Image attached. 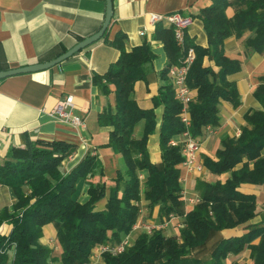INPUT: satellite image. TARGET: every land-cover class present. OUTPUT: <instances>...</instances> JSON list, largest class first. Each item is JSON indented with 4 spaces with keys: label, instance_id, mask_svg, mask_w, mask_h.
Here are the masks:
<instances>
[{
    "label": "trees",
    "instance_id": "16d2710c",
    "mask_svg": "<svg viewBox=\"0 0 264 264\" xmlns=\"http://www.w3.org/2000/svg\"><path fill=\"white\" fill-rule=\"evenodd\" d=\"M231 14H228V10ZM206 46L194 44L186 32L180 44L172 27L157 23L152 38L163 44L167 64L160 71L163 80L152 98V108L138 106L132 94L134 83L146 79L144 67L155 54L150 44L126 50V34L117 31L111 39H103L119 51L102 74L93 82L104 95L113 94L114 111L106 107L98 114V123L110 126L106 146L121 155L124 169L117 171L112 184L93 182L102 178L103 169L96 155H86L70 171L62 170L63 160L73 146L62 141L36 140L24 147H13L10 157L0 160V185L9 188L14 201L9 209L0 210V226L11 224L8 234L0 233V264H82L89 260L93 249L100 244L117 242L136 222L144 199L147 206H159V215L173 213L183 216V226L176 235L163 230L150 234L138 232L122 252L102 255L103 264H223L228 254H238L250 248V264H264V218L258 224L250 220L256 214L257 198L237 190L241 183L264 186V73L258 77L253 96L259 109L244 113L245 124L238 136H223L213 157L203 155L204 167L213 175L227 174L224 180H199L195 190L200 201L184 209L181 195L180 146L169 141L183 130L179 119L181 105L176 99L167 72L178 64L184 51L192 47L195 58L190 65L186 83L195 96L188 105L191 120L190 134L202 137L207 126L219 124L220 100L236 108L240 96L229 76L240 70V61L224 51L223 41L234 35L244 38L247 50L264 52V0H211L199 10ZM204 59L213 63L205 65ZM162 106L158 126L160 161L152 163L147 152L149 135L155 130V107ZM142 122L141 135L135 137L134 127ZM141 171L146 176L140 179ZM87 185L88 199L77 200L78 185ZM108 189L105 207L95 209V203ZM55 228L53 248L40 242L42 228ZM242 227V235L217 240L207 259L193 254L209 237L224 228ZM259 238L257 243H252Z\"/></svg>",
    "mask_w": 264,
    "mask_h": 264
},
{
    "label": "crops",
    "instance_id": "0c3cea01",
    "mask_svg": "<svg viewBox=\"0 0 264 264\" xmlns=\"http://www.w3.org/2000/svg\"><path fill=\"white\" fill-rule=\"evenodd\" d=\"M210 3L211 0H112V18L106 30L108 38L111 39L117 31H122L126 34V50L146 40L155 54L152 62L144 67L146 79L134 83L132 96L138 106L153 107L152 98L157 95L163 82L159 73L167 64L163 44L152 38L155 25L149 22L148 13L179 12L190 17L191 23L186 34L194 44L205 47L206 36L197 13ZM104 13L105 0H0V71L54 59L78 41L95 33L103 22ZM228 14H231L230 9ZM142 29L144 33L140 35L139 31ZM223 46L227 56L240 61V70L229 76L238 90L240 104L234 108L228 101L220 100L219 124L212 128L211 133L204 131L200 138L198 158L201 162L203 155L214 156L223 136H234L240 130L245 124V112L260 108L252 92L258 83V77L264 73V52L247 50L244 38H236L234 35L225 38ZM118 55L119 51L115 47L100 38L47 69L0 79V160L10 157L13 147H24L27 142L62 141L73 146L72 152L62 162L64 172L70 171L86 155H96L101 162L103 176H96L92 181H103L106 186H110L116 172L124 169V162L120 154L106 146L111 127L102 126L97 120L98 114L106 107L114 111L113 94H102L93 82V76L104 73ZM204 64L213 66L208 59H204ZM66 95L73 96V113L82 118V127H74L56 115L49 114L55 103ZM154 112L156 127L148 137L146 148L149 160L158 163V126L162 106L155 107ZM142 128V122L134 127L135 137L141 135ZM172 138L178 139L176 135ZM145 176L146 171H141L140 179ZM181 177V187L185 193L196 195L197 181L224 180L227 174L216 176L205 167L201 172L189 174L181 167ZM237 190L256 196V214L250 223H260L264 218V186L241 183ZM107 195L108 189L105 196L95 203L96 210L105 207ZM87 199V185L82 182L78 185L77 200L82 203ZM13 201L9 188L0 185V210L5 206L10 209ZM139 207L137 222H161L164 218L159 215L158 205L149 208L147 202L141 199ZM191 207L192 204L184 203V209ZM174 222L163 229L165 235L177 234ZM10 229L11 224L2 223L0 233L8 234ZM138 232H133L132 236ZM243 232L244 229L239 226L216 231L193 254L207 259L211 246L217 240L237 237ZM54 239L55 228L49 223L42 228L40 242L49 246L50 240ZM258 240L256 238L252 243H257ZM250 263L249 247H244L238 254L230 253L223 260V264ZM99 264H103L102 260Z\"/></svg>",
    "mask_w": 264,
    "mask_h": 264
},
{
    "label": "built area",
    "instance_id": "2783aa9c",
    "mask_svg": "<svg viewBox=\"0 0 264 264\" xmlns=\"http://www.w3.org/2000/svg\"><path fill=\"white\" fill-rule=\"evenodd\" d=\"M149 22L152 25L161 23L165 27H172L174 38L182 44L184 41L185 32L187 27L191 23V18L181 15L179 12H171L167 14L161 13H148ZM144 30H140L139 34L142 35ZM195 58V52L192 47L186 48L183 57L179 60L178 64H174L169 67L167 77L170 80L172 89L174 91L176 99L181 105L179 112V119L183 125V130L177 134L178 139L171 138L169 143L172 146H180L183 154L182 168L185 172L198 173L204 169V165L199 161V149L200 139L193 137L190 134L191 120L188 111V105L193 99V90L188 87L186 83V76L190 65ZM73 96L66 95L64 98L59 99L53 108L49 111V114L56 115L58 118L63 119L74 127H82L84 125L80 116L73 113ZM207 133L212 132V128L207 126L205 128ZM239 135V130L236 131L235 136ZM180 177V181H182ZM183 203L196 204L200 201L199 196L187 195L185 190H181ZM175 221V222H174ZM174 222L175 228L178 230L183 226V216L176 214H169L164 217L161 222H155L152 220H145L141 222H135L130 231L123 235L117 242H107L105 244L97 245L90 254L89 260L82 264H99L102 260L104 253H110L112 255L118 254L124 251L133 241V232L140 231L150 234L154 230H163ZM53 241L50 240V243ZM52 245V244H51ZM53 246V245H52Z\"/></svg>",
    "mask_w": 264,
    "mask_h": 264
},
{
    "label": "water",
    "instance_id": "95a60500",
    "mask_svg": "<svg viewBox=\"0 0 264 264\" xmlns=\"http://www.w3.org/2000/svg\"><path fill=\"white\" fill-rule=\"evenodd\" d=\"M111 18H112V0H105V13H104L103 22H102L100 28L95 33H93L92 35H89V36L83 38L82 40L78 41L71 48H69L68 50H66L65 52L60 54L59 56H57L54 59H51L49 61L0 71V79L4 78L6 76L13 75V74L29 73V72L47 69V68L55 65L56 63L68 58L69 56H71L75 52L80 51L84 47H86V46L96 42L100 38H102L103 35L105 34L109 24H110Z\"/></svg>",
    "mask_w": 264,
    "mask_h": 264
},
{
    "label": "rangeland",
    "instance_id": "374dc122",
    "mask_svg": "<svg viewBox=\"0 0 264 264\" xmlns=\"http://www.w3.org/2000/svg\"><path fill=\"white\" fill-rule=\"evenodd\" d=\"M52 245H53V246H52ZM52 245H51V243H49V246L52 247L53 250H54L53 253H57V254H58L59 251L57 250V248H56V246H55V244H54V240H53V242H52Z\"/></svg>",
    "mask_w": 264,
    "mask_h": 264
}]
</instances>
